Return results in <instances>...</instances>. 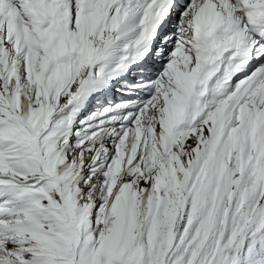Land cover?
I'll use <instances>...</instances> for the list:
<instances>
[{
    "label": "snow or ice",
    "instance_id": "obj_1",
    "mask_svg": "<svg viewBox=\"0 0 264 264\" xmlns=\"http://www.w3.org/2000/svg\"><path fill=\"white\" fill-rule=\"evenodd\" d=\"M0 264H264V0H0Z\"/></svg>",
    "mask_w": 264,
    "mask_h": 264
}]
</instances>
